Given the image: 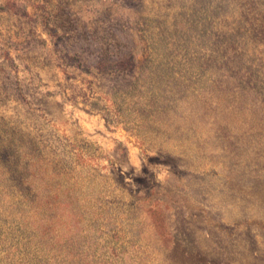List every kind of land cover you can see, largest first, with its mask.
<instances>
[{
    "label": "rangeland",
    "instance_id": "374dc122",
    "mask_svg": "<svg viewBox=\"0 0 264 264\" xmlns=\"http://www.w3.org/2000/svg\"><path fill=\"white\" fill-rule=\"evenodd\" d=\"M0 264H264V0H0Z\"/></svg>",
    "mask_w": 264,
    "mask_h": 264
}]
</instances>
